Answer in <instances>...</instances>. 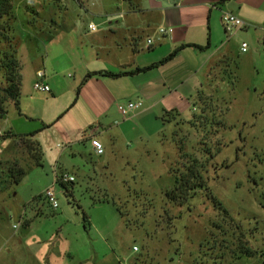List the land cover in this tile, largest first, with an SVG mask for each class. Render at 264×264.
Returning a JSON list of instances; mask_svg holds the SVG:
<instances>
[{
	"label": "rangeland",
	"instance_id": "rangeland-1",
	"mask_svg": "<svg viewBox=\"0 0 264 264\" xmlns=\"http://www.w3.org/2000/svg\"><path fill=\"white\" fill-rule=\"evenodd\" d=\"M11 1L0 59L15 53L20 91L18 109L7 102L0 119V264L264 263V44L256 35L223 32L227 55L178 113L157 122L119 114L111 127L90 90L79 94L80 71L96 67L79 35L107 30L119 0ZM42 62L57 74L51 101L32 88ZM93 128L100 156L87 137ZM28 134L37 165L19 140ZM8 168L23 169L17 184ZM188 170L200 179L180 195ZM54 173L74 179L54 185L56 209L43 200Z\"/></svg>",
	"mask_w": 264,
	"mask_h": 264
},
{
	"label": "crops",
	"instance_id": "crops-1",
	"mask_svg": "<svg viewBox=\"0 0 264 264\" xmlns=\"http://www.w3.org/2000/svg\"><path fill=\"white\" fill-rule=\"evenodd\" d=\"M117 6L120 9L110 14L107 30L79 35L80 40L89 43V60L96 63L92 70H81L80 79L84 73L85 77L99 71L126 73L116 78L89 76L79 93L90 90L92 101L101 107V122L111 127L120 116L116 105L125 101L142 102V107L131 114L134 120L157 122L165 111L178 113L194 97L208 69L229 51L231 36L223 41V13H232L244 23V28L230 33L233 36L244 31L255 34L258 41L264 38V0H119ZM159 27L170 28L172 33L161 36ZM149 38L153 45L146 48ZM94 49L101 57L98 52L93 57ZM173 51L176 52L169 60L160 63ZM38 71L43 72L42 83L49 87L52 98L46 97L45 101L54 100L52 81L55 83L57 74L42 62L33 74L35 81ZM48 114L44 111L43 117ZM97 132L93 128L87 136L91 147Z\"/></svg>",
	"mask_w": 264,
	"mask_h": 264
},
{
	"label": "trees",
	"instance_id": "trees-1",
	"mask_svg": "<svg viewBox=\"0 0 264 264\" xmlns=\"http://www.w3.org/2000/svg\"><path fill=\"white\" fill-rule=\"evenodd\" d=\"M129 1V0H128ZM222 2V0H220ZM13 5L11 0H0V18H3L4 16H7L9 12L12 10ZM261 43L264 44V38H262ZM16 52V48H15ZM176 51H173L171 54H169L166 58H164L160 63L169 60L175 53ZM17 62L18 60L15 58V53L14 57H7V56H2L0 59V64H2L1 68H3L4 73H3V78L5 81V87L1 90L2 96H0V119H3L6 114V104L7 102H12L13 105L15 106L16 109H18V97H19V91H20V75L19 72H17L16 69L19 71V67H17ZM19 65V63H18ZM149 67L142 69V70H147ZM140 71V70H137ZM126 73H112L108 71H99L96 73L87 74L83 80H86L89 76L92 75H99V76H104V77H110V78H116L120 77L122 75H125ZM203 113V112H202ZM169 114H174V111H165L164 116H167ZM9 135V134H8ZM32 134L24 135L22 137H19V140L24 141L27 143L28 151H29V156L34 159L35 164H39L40 162V150L37 145V143H29L25 139V137H30ZM31 144V147H30ZM34 152L35 155H32L31 152ZM190 171V177L187 178L184 176L182 179V183L177 185L174 191L177 193H180V195L185 194V190H188L190 188V181H199V177L197 176L195 171L188 170ZM8 176L12 178L13 183L17 184L20 181V178L23 174V169L21 168H8L7 171ZM189 177V176H188ZM65 186V184H62ZM185 189V190H184ZM264 264V263H262Z\"/></svg>",
	"mask_w": 264,
	"mask_h": 264
},
{
	"label": "built area",
	"instance_id": "built-area-1",
	"mask_svg": "<svg viewBox=\"0 0 264 264\" xmlns=\"http://www.w3.org/2000/svg\"><path fill=\"white\" fill-rule=\"evenodd\" d=\"M221 23H222V26H223L224 31L226 33H232L235 30H239V29L244 28V23L238 17H236L235 15H233L232 13H229V12L222 14ZM88 29L93 31L92 26H89ZM157 31H158V34L161 36L172 33V29L164 28V27H159L157 29ZM145 44H146V48H150L153 45V40L150 38L146 39ZM245 48H246L245 44L242 43L241 48H240L241 51L244 52ZM35 76H36V81L32 85L33 90L38 91V92H43V93L49 92L48 86H46L42 83V79L44 77L43 72L38 71ZM141 107H142V102L140 100L129 101V102H126L125 104H117L116 105V109H117L118 113L123 118L128 117L133 112L140 109ZM92 147H93V149L97 155H100L102 153V148H101L100 144L93 142ZM54 175L55 176H54L52 186L47 188L43 192V200L46 201V203L52 209H56L58 207V203H57L55 193H54V191H55L54 185H56L57 183L67 185L69 183L71 184L74 181L72 176L67 175L65 173H61V174L54 173ZM133 250H135V248Z\"/></svg>",
	"mask_w": 264,
	"mask_h": 264
}]
</instances>
